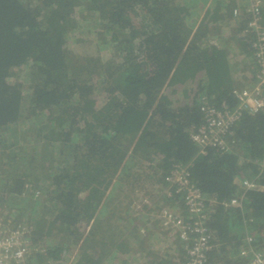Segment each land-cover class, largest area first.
I'll return each mask as SVG.
<instances>
[{
    "label": "trees",
    "instance_id": "16d2710c",
    "mask_svg": "<svg viewBox=\"0 0 264 264\" xmlns=\"http://www.w3.org/2000/svg\"><path fill=\"white\" fill-rule=\"evenodd\" d=\"M250 3L0 0V211L26 229L28 264H143L140 214L192 220L168 179L181 168L204 197L208 264L264 251V108L226 148L190 136L204 105L237 108L256 71ZM180 242L155 264H179Z\"/></svg>",
    "mask_w": 264,
    "mask_h": 264
},
{
    "label": "built area",
    "instance_id": "2783aa9c",
    "mask_svg": "<svg viewBox=\"0 0 264 264\" xmlns=\"http://www.w3.org/2000/svg\"><path fill=\"white\" fill-rule=\"evenodd\" d=\"M264 0H251L250 9L254 14V19L249 22L250 30L256 31V36L252 40L255 47V73L249 77V83L244 87L234 90V94L239 100L237 108L229 109L224 106L222 109L213 105H204L205 121L193 129L190 136L198 144L201 152H206L210 146L227 147V134L230 133L232 124L238 120L243 112L257 113L264 108V20L262 17V5ZM236 13V12H235ZM178 183L177 191L187 190L185 200L191 214V221L186 222L179 214L171 211L168 207L157 214L163 230L169 232L172 239L161 244L164 253L175 252L171 248V242L178 238L185 252L183 255L174 258L175 262L181 264L184 257L185 264H208V252L212 248L210 233L208 229V216L204 210V197L198 188L190 184L187 171L183 168L176 169L168 179ZM244 189H249L253 185L250 180H243ZM167 195H172L167 191ZM231 205H241V199L234 197L229 202ZM139 207H142L140 205ZM156 213V212H155ZM153 215H156V214ZM159 213V212H158ZM154 217V216H153ZM156 218V217H154ZM26 229L11 228L4 223L3 215L0 211V264H28L27 262V239L24 235ZM249 240L252 237H248ZM169 244V245H168ZM181 246V245H180ZM171 248V249H170ZM178 255L180 253H177ZM240 256L247 260V264H264V251L245 248L240 251ZM176 264V263H170Z\"/></svg>",
    "mask_w": 264,
    "mask_h": 264
},
{
    "label": "crops",
    "instance_id": "0c3cea01",
    "mask_svg": "<svg viewBox=\"0 0 264 264\" xmlns=\"http://www.w3.org/2000/svg\"><path fill=\"white\" fill-rule=\"evenodd\" d=\"M146 211L147 208L143 211V213ZM139 216H141L139 217V236H143V238L146 240L145 246L155 252V256H150L146 260L145 252L143 251V249H140L141 247L139 246V262L143 261V264H155L161 258V256H164L165 254L161 244H165L166 241L170 240L171 238L163 239L161 237L164 235V233L162 229H160L159 223L156 219L152 220V218L150 217L149 220L144 216V214H140ZM147 224H149V226ZM141 229H144L145 233H142Z\"/></svg>",
    "mask_w": 264,
    "mask_h": 264
},
{
    "label": "rangeland",
    "instance_id": "374dc122",
    "mask_svg": "<svg viewBox=\"0 0 264 264\" xmlns=\"http://www.w3.org/2000/svg\"><path fill=\"white\" fill-rule=\"evenodd\" d=\"M146 174H147V173H146ZM144 175H145V174H144ZM147 184H149V183H146V185H147ZM147 189H148V188H147ZM153 193H154V194H157V195H160V194H161L160 191L157 190V189H156L155 191H153ZM149 200H150V198L148 197V201H149ZM152 204H153V203H150V207L152 206ZM140 205H141V203L139 202V206H140ZM156 205H157V204H156ZM139 208H140V207H139ZM158 209H161V210H157V211H156V213H155L156 215H154L156 218L151 217L152 220H154V219L157 220V218H158V217H157V214H160V212H161L162 210H164V208H162V207H160V208L158 207ZM158 212H159V213H158ZM153 213H154V212H153ZM138 220H139V219H137V221H138ZM137 221H136V222H137ZM134 223H135V222H134ZM147 225L149 226V224H147ZM141 232H142V233H145L144 229H143V230L141 229ZM144 244H145V243H144ZM139 245L141 246V243H139Z\"/></svg>",
    "mask_w": 264,
    "mask_h": 264
}]
</instances>
